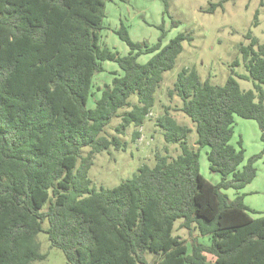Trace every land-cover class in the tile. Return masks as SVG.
Returning a JSON list of instances; mask_svg holds the SVG:
<instances>
[{"label": "trees", "instance_id": "16d2710c", "mask_svg": "<svg viewBox=\"0 0 264 264\" xmlns=\"http://www.w3.org/2000/svg\"><path fill=\"white\" fill-rule=\"evenodd\" d=\"M105 7V0H0V264L44 262L41 233L68 264H150L149 254L156 264H264V214L253 218L244 194L231 200L224 192L251 184L264 156V44L250 31L240 46L254 90H242L233 75L219 86L202 82L196 70L178 74L169 94L194 124L197 149L188 144L193 129L167 108L158 126L180 154L158 155L119 186L97 190L89 178L96 154L122 150L120 135L145 125L165 73L193 40L182 33L152 47L122 26L116 33L130 53L121 57L101 44ZM258 19L259 12L255 27ZM144 53L154 54L142 64ZM107 61L120 71L97 97L94 79ZM236 117L261 131L262 153L247 162L242 142L231 144ZM203 148L218 184L201 174ZM177 220L203 240L189 248L173 234Z\"/></svg>", "mask_w": 264, "mask_h": 264}, {"label": "rangeland", "instance_id": "374dc122", "mask_svg": "<svg viewBox=\"0 0 264 264\" xmlns=\"http://www.w3.org/2000/svg\"><path fill=\"white\" fill-rule=\"evenodd\" d=\"M167 4V7H166ZM212 4L216 10L208 12ZM106 28L101 32V44L119 56H127L130 47L120 39L116 33L122 26L128 29L131 39L136 43L156 46L161 42V48L166 46L179 34H191L193 40L183 43V52L179 55L175 67L166 72L164 81L155 94L156 102L145 125L142 128L129 127L124 135H120L125 144L122 150L111 148L96 154L89 178L92 187L114 188L131 179L143 165L153 166L156 157H177L181 150L178 145L168 144L164 140L163 130L158 126V118L169 114L180 124L193 129L188 137V144L196 147L197 134L194 124L180 111L182 101L177 95L170 96L178 74L184 70H196L202 82L210 80L213 85L223 86L229 76L233 75L240 83L242 90H254L255 81L246 79L249 73L240 52L242 44H248L246 35L252 31L261 44H264V0H105ZM259 12V25L254 26L255 15ZM164 35V38L161 37ZM154 53H144L139 62L145 64ZM238 61L239 65H234ZM105 71L98 73L94 79V93L99 96L98 88L111 83L113 71L120 67L115 62L104 63ZM264 92V84H261ZM133 102L136 97H133ZM95 99L90 98L88 107L93 108ZM121 122L120 118L113 121L107 129L109 137L116 135L115 128ZM234 134L231 144L245 150V161L253 156H260L263 150L261 131L256 121L240 117L235 118ZM140 132V137L134 139V132ZM197 149V147H196ZM89 148L82 150L86 156ZM201 174L215 184L220 182V176L210 171L207 158V148L200 151ZM257 177L241 194L247 198L251 206L253 218H260L264 214V156L256 160ZM233 200L239 192L233 189L224 191ZM46 209V207H44ZM182 220L175 223L173 234L186 240L189 248L198 232L192 235L186 229H180ZM47 226V224H45ZM38 243L41 253L48 257L44 262L35 264H68L62 250L52 248L46 234H39ZM153 254L148 255V262L156 264Z\"/></svg>", "mask_w": 264, "mask_h": 264}, {"label": "crops", "instance_id": "0c3cea01", "mask_svg": "<svg viewBox=\"0 0 264 264\" xmlns=\"http://www.w3.org/2000/svg\"><path fill=\"white\" fill-rule=\"evenodd\" d=\"M245 160H246V159H245ZM218 183H219V182H218ZM218 183H215V184H218ZM252 183H253V182H252ZM249 185H251V184H249ZM249 185H248V186H249ZM248 186H246L243 190H245ZM243 190L239 191V194H241ZM240 192H241V193H240ZM235 198H236V197H235ZM235 198H234V199H235ZM234 199H233V200H234ZM246 199H247V198L244 197V203L246 204V206H248L250 209H253V208H251V206H249V205L247 204ZM262 216H263V215H262Z\"/></svg>", "mask_w": 264, "mask_h": 264}]
</instances>
